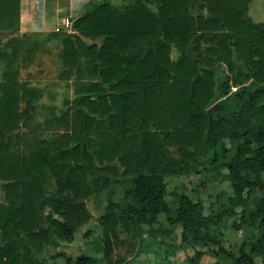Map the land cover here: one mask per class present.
I'll list each match as a JSON object with an SVG mask.
<instances>
[{"label":"trees","instance_id":"1","mask_svg":"<svg viewBox=\"0 0 264 264\" xmlns=\"http://www.w3.org/2000/svg\"><path fill=\"white\" fill-rule=\"evenodd\" d=\"M126 1L128 6L122 9L109 3L87 6L75 21V30L80 38L101 44L79 42L76 47L67 41L69 51L63 57L66 65L81 64V80L87 73L89 80L97 79L88 90L79 91L81 96L75 102L88 107L100 120L79 110L74 127L79 133L53 135L48 143H38L29 156L21 155L13 150L9 135L19 131L29 111L19 109L20 86L14 79L0 86V179L7 198V206L0 205V232L7 241L0 247V264H34L27 245L40 254L58 239L72 242L76 228L90 221L83 204L74 208L60 203L59 207L67 211L59 210L58 215L50 209L48 203L54 202L46 201L41 189L48 181L55 180L60 194L69 192L75 201H84L101 189L111 192L122 176L131 178L125 184L134 185V190L152 194L154 181L189 174H209L218 181L222 178L230 183L232 195H219L218 208L207 216L184 196L176 197L175 206L162 202L159 195L153 197L148 209L156 215L165 213L173 229L182 227L180 248H208L216 257L230 258L235 264H264V21L250 19L253 0ZM195 7L206 9L207 15L194 16ZM19 23L20 0H0V33L19 32ZM160 39L184 52L203 42L212 43L216 56L212 65L216 67L203 56L200 62L205 68L199 70L187 58L176 64L162 59L161 68L156 57L141 56L148 43ZM162 54L158 51L157 58ZM223 66L228 74L242 68L250 70L248 85L240 88L229 75L216 80ZM227 99L236 103L231 118L224 112ZM112 112L116 114L112 116ZM137 118L141 119L138 130L134 124ZM68 119L62 122L67 127L72 117ZM151 123L163 135L162 142L160 135L148 132ZM20 136L25 135L19 133L16 140ZM225 141L233 148H227ZM68 142L75 145L67 147ZM171 148L185 151L186 161L169 153ZM95 158H116L123 173L117 168H97ZM253 189L261 190L263 197L254 200L250 196ZM43 213L46 226L40 223ZM234 217L238 218L232 226L236 232H256V237L243 242L235 252L223 246L215 230ZM128 218L135 221L139 249L146 243L155 247L144 238L139 217L117 211L110 203L108 214L98 221L106 256L110 236L115 237L121 221ZM164 232L161 229L149 234ZM214 245L218 249L211 250ZM169 250L167 256L176 253L173 245ZM162 252L157 256L161 258ZM202 254L196 253L195 260ZM68 264L105 261L84 255Z\"/></svg>","mask_w":264,"mask_h":264},{"label":"rangeland","instance_id":"2","mask_svg":"<svg viewBox=\"0 0 264 264\" xmlns=\"http://www.w3.org/2000/svg\"><path fill=\"white\" fill-rule=\"evenodd\" d=\"M101 3H109L116 9L128 6L126 0L91 1L92 6ZM150 7L155 9V5H150ZM192 13L196 17L205 16L207 10L195 7ZM248 15L255 23H262L264 21V0H253L249 6ZM18 33H0V86L13 79L20 86L19 98L21 102L19 109L20 111L28 109L29 117L26 122L19 125V131L9 136L12 137L13 150L21 155L29 156L36 151L38 143L43 141L48 143L53 135H72L73 132H77L74 127L78 121L79 110L85 112L89 117L101 119L99 115L92 113L88 107H79L75 102L76 98L81 96L79 91L88 90L89 85L96 82L97 79L89 80L90 73H87L86 79L81 80L79 77L81 64L69 66L66 65L65 58H63L67 56L69 51L67 41L74 43L76 47L79 42L89 46L95 43L101 44V41L80 38L78 33L74 35L57 33L60 34L59 36L54 35L52 32L27 33L26 35H19ZM26 37H28L26 42L21 43L20 40ZM160 40L148 43L144 48L145 50H141V56L152 55L156 57V63L161 68H164L162 59L176 64L183 58H187L197 70L205 68L200 62L203 56L204 59L211 60V64H209L211 67H216V64L212 65L216 60V56L212 54L215 50V45L212 43L203 42L200 47L194 46V48L184 52L177 50L173 45L165 43L163 39ZM15 45L21 51L18 54L15 51ZM160 50L163 52L162 58H157V52ZM79 58L82 59L81 56ZM63 73L67 75L63 77ZM216 75V80L220 81L226 75H229L236 80L240 88H244L251 79V71L244 68L228 74L227 68L223 66ZM248 97V95L245 96L246 99ZM223 105L224 112L231 118L236 111L235 101L227 99ZM114 114L116 113H111L112 116ZM68 116L72 117L69 127L62 123L65 119L69 120ZM104 119L108 120V117H104ZM134 124L137 130L141 129L140 118L135 119ZM149 127L148 132L160 135L159 140L162 142L163 135L158 134L154 124L151 123ZM19 133L25 136H20L19 140H16ZM74 145L75 143L68 142L67 147H73ZM224 145L229 149L233 148L229 141H225ZM183 152L174 148L169 149V153L184 162L186 161V154ZM94 165L97 168H117L120 174L123 173V168L116 158L105 161L95 158ZM221 171L224 174L227 173L225 169ZM143 174L148 175L146 172ZM129 178L123 176L117 178L118 181L112 187L111 192L104 188L84 201H75L69 192L60 194L55 180L44 183L41 186L42 195L46 201L54 202L48 203L50 204L48 207L57 215L59 210L61 213L67 211L65 208L59 207L58 204L60 203L74 208L81 207L83 204L90 216V221L88 224L76 228L72 242L58 239L55 245L45 247L40 254L33 253L29 248L30 246L27 245L28 253L31 255L29 259L34 264H68L69 261L73 263L78 257L86 255L99 261H105V264H235L230 258L216 257L214 253L208 251V248L197 247L196 249L182 250L179 246L181 245L182 227L177 226L173 229L167 222L165 213L156 215L148 209V205L153 204V197L158 195L161 197L162 202L170 206H175L174 202L177 201V196H184L192 204L201 208V213L207 216L213 209L218 208L219 195H232L229 182L222 178L219 181L214 180L209 174L165 176L161 181L153 182L154 192L150 194L134 190V185H126L125 183L131 180ZM4 185L5 183L0 179L1 206H7ZM131 189L136 193H131ZM250 196L254 200H259L263 197V193L259 189H253ZM110 203L116 206L117 211L122 210L139 217L144 238H147L149 242H153L155 247H148L146 243L139 249L135 221L128 218L121 221L117 229V235L115 237L110 236V250L106 256L101 249L104 246L105 238L98 221L108 214ZM43 216L44 213L41 216L40 223L46 226ZM234 222H238L237 217L225 220L222 225L215 229L223 246L233 252L243 242L256 237V232L249 230L243 229L236 232L232 227ZM161 229L165 230L163 234L152 236L149 234L152 231ZM6 245L7 241L3 237V233L0 232V247ZM172 245L176 247V253L167 256L166 252L170 251L169 247ZM210 248L211 250L218 249L215 245ZM160 250L163 251L161 258L157 256ZM198 252H203V254L195 260ZM67 260L69 261L67 262Z\"/></svg>","mask_w":264,"mask_h":264},{"label":"crops","instance_id":"3","mask_svg":"<svg viewBox=\"0 0 264 264\" xmlns=\"http://www.w3.org/2000/svg\"><path fill=\"white\" fill-rule=\"evenodd\" d=\"M92 0H20L19 35L53 33L65 20L76 21ZM56 32V33H54ZM61 34V33H60ZM1 53V52H0Z\"/></svg>","mask_w":264,"mask_h":264},{"label":"built area","instance_id":"4","mask_svg":"<svg viewBox=\"0 0 264 264\" xmlns=\"http://www.w3.org/2000/svg\"><path fill=\"white\" fill-rule=\"evenodd\" d=\"M75 21L73 19H66L63 26L57 28L56 32L57 33H65L69 35H74L77 34L75 27H74Z\"/></svg>","mask_w":264,"mask_h":264}]
</instances>
